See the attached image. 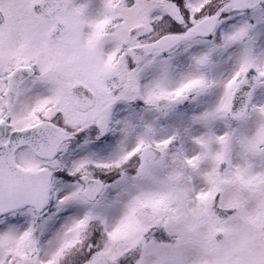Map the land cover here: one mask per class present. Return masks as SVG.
<instances>
[{
	"label": "snow or ice",
	"instance_id": "obj_1",
	"mask_svg": "<svg viewBox=\"0 0 264 264\" xmlns=\"http://www.w3.org/2000/svg\"><path fill=\"white\" fill-rule=\"evenodd\" d=\"M0 264H264V0H0Z\"/></svg>",
	"mask_w": 264,
	"mask_h": 264
}]
</instances>
